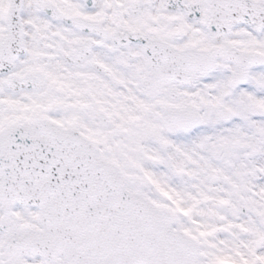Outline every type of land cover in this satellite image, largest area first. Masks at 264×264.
<instances>
[{
  "label": "snow or ice",
  "instance_id": "1",
  "mask_svg": "<svg viewBox=\"0 0 264 264\" xmlns=\"http://www.w3.org/2000/svg\"><path fill=\"white\" fill-rule=\"evenodd\" d=\"M0 264H264V0H0Z\"/></svg>",
  "mask_w": 264,
  "mask_h": 264
}]
</instances>
